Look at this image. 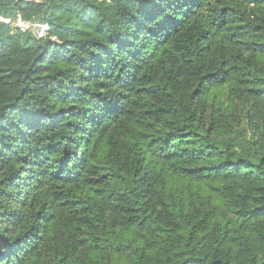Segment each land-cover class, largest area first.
Returning a JSON list of instances; mask_svg holds the SVG:
<instances>
[{
  "label": "trees",
  "instance_id": "1",
  "mask_svg": "<svg viewBox=\"0 0 264 264\" xmlns=\"http://www.w3.org/2000/svg\"><path fill=\"white\" fill-rule=\"evenodd\" d=\"M0 264H264V0H0Z\"/></svg>",
  "mask_w": 264,
  "mask_h": 264
},
{
  "label": "built area",
  "instance_id": "2",
  "mask_svg": "<svg viewBox=\"0 0 264 264\" xmlns=\"http://www.w3.org/2000/svg\"><path fill=\"white\" fill-rule=\"evenodd\" d=\"M16 27L19 28L21 31L26 32V31H38V34H40L42 32V30L38 29L36 26L31 25L27 22H24L21 19H18V21L16 22ZM34 27L36 28V30L34 29Z\"/></svg>",
  "mask_w": 264,
  "mask_h": 264
},
{
  "label": "water",
  "instance_id": "3",
  "mask_svg": "<svg viewBox=\"0 0 264 264\" xmlns=\"http://www.w3.org/2000/svg\"><path fill=\"white\" fill-rule=\"evenodd\" d=\"M34 33H35V34H38V31L36 30V31H34Z\"/></svg>",
  "mask_w": 264,
  "mask_h": 264
},
{
  "label": "rangeland",
  "instance_id": "4",
  "mask_svg": "<svg viewBox=\"0 0 264 264\" xmlns=\"http://www.w3.org/2000/svg\"><path fill=\"white\" fill-rule=\"evenodd\" d=\"M36 1H38V0H36ZM34 29L36 30V28L34 27ZM39 35V34H38Z\"/></svg>",
  "mask_w": 264,
  "mask_h": 264
}]
</instances>
